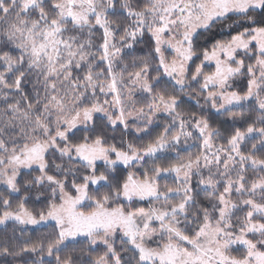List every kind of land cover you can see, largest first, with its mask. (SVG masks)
Instances as JSON below:
<instances>
[{"label":"snow or ice","instance_id":"6c2138e0","mask_svg":"<svg viewBox=\"0 0 264 264\" xmlns=\"http://www.w3.org/2000/svg\"><path fill=\"white\" fill-rule=\"evenodd\" d=\"M0 185L14 264H264V0H0Z\"/></svg>","mask_w":264,"mask_h":264},{"label":"trees","instance_id":"16d2710c","mask_svg":"<svg viewBox=\"0 0 264 264\" xmlns=\"http://www.w3.org/2000/svg\"><path fill=\"white\" fill-rule=\"evenodd\" d=\"M224 39H228V37L226 35H221V34H216L215 30L212 33H204L203 35H201L197 41V45L198 48L202 49V48H210L213 41L214 40H224ZM99 40V33H97V41ZM145 43L143 44H137L133 49H131L130 51L125 52V60L130 61L131 59L141 56L144 54V52L149 51V47H148V37L145 36L144 38ZM199 55V52H198ZM194 63L198 64L200 63L199 59H195ZM205 71H213L210 68H205ZM246 84H247V77H239L237 78L234 83H233V88L237 91L240 92H244L246 90ZM197 99L200 100V104L203 105V113L205 115H208L210 117V119L212 120V122L217 125L220 126L221 121H223L225 119V117L221 116L218 113H215L214 110H212L207 104H204V101L201 97H195V98H188L185 97V104L183 105V108L185 111H191V112H196V113H200L202 111L201 107L196 103ZM253 107L255 105H252ZM243 111L245 113V115L250 114L249 113V104L245 105L243 108ZM157 119V124L160 125V127L157 126H153L152 128H150V132L151 135H145L144 138L142 140H137L135 135H129L126 136L125 139L126 140H132L134 142L140 143V144H144L149 142L151 139H153L157 134H159L162 131V125L168 122V119L166 116H160ZM239 126V124L237 125ZM115 136V140L112 141L114 143H117V146H120L119 141H120V135L121 133L119 131L115 132V133H109V136ZM193 142L189 141V145H192ZM198 148L195 147H189L188 150L186 151H181V156H186L189 155L191 153H194L196 151H198ZM170 159L168 162H174L173 159H171V157L174 154H168ZM163 163V161H161ZM29 173H31V175H38L39 173L36 170H32L30 172H24V179L30 178ZM195 180V178H194ZM161 184H167L169 186H175V182L173 181V179L170 178H163L161 180ZM5 189H1L0 192H4ZM199 190V189H197ZM20 197V194H16L13 195L11 198L13 199V201L15 202L16 200H18ZM44 203L43 201H36L35 199H30L28 201V207L29 208H39V207H43ZM135 206H139V207H149V202H136ZM11 227L12 225L10 224L8 227V231H11ZM4 229H1L0 232H3ZM27 235L31 238H36L37 236H41L44 235L46 233H49L51 231H53V229L51 228V226L48 227H44V228H39V229H27ZM73 247L76 249L77 252H79L80 249H87L88 248V244L86 242V240H81L79 243H73ZM103 254V246H100L98 249H96V251H94L92 253L93 256H97V255H101ZM47 260H51V258H46ZM0 264H14V262L12 261V258H0Z\"/></svg>","mask_w":264,"mask_h":264},{"label":"rangeland","instance_id":"374dc122","mask_svg":"<svg viewBox=\"0 0 264 264\" xmlns=\"http://www.w3.org/2000/svg\"><path fill=\"white\" fill-rule=\"evenodd\" d=\"M131 49H126L125 50V52H127V51H130ZM205 68H210V69H212L213 71H214V62H211V63H209V64H207L206 65V67ZM239 78V77H238ZM237 79V78H236ZM249 103H251V102H247L245 105H247V104H249ZM244 105V106H245ZM216 113V112H215ZM163 116V115H162ZM160 117V116H159ZM158 118V117H157ZM32 170H35V168L34 169H32ZM32 170H27V169H25L24 170V172H30V171H32ZM166 178H170V179H172L171 177H166ZM93 187H95V186H93ZM1 189H5V186L4 185H0V190ZM13 195H16V194H13ZM137 202H141V201H137ZM142 202H148V201H142ZM51 223L52 222H50L49 223V225H39V226H36V228H31V227H29V229H39V228H44V227H48V226H51ZM11 224V223H10ZM1 229H4L3 228V226H0V230ZM81 240H85V238H83V237H80L79 238V241H81ZM75 243V242H74ZM102 246V245H101Z\"/></svg>","mask_w":264,"mask_h":264}]
</instances>
